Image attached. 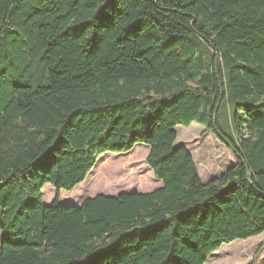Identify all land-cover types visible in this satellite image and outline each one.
<instances>
[{
    "label": "trees",
    "instance_id": "1",
    "mask_svg": "<svg viewBox=\"0 0 264 264\" xmlns=\"http://www.w3.org/2000/svg\"><path fill=\"white\" fill-rule=\"evenodd\" d=\"M192 123L235 161L216 182ZM137 144L158 189L58 204ZM0 232V264H204L262 234L264 0H0Z\"/></svg>",
    "mask_w": 264,
    "mask_h": 264
},
{
    "label": "rangeland",
    "instance_id": "2",
    "mask_svg": "<svg viewBox=\"0 0 264 264\" xmlns=\"http://www.w3.org/2000/svg\"><path fill=\"white\" fill-rule=\"evenodd\" d=\"M174 130L176 144L188 150L203 183L216 182L235 163L229 151L202 126L192 123ZM147 154L148 148L137 144L128 153L102 155L84 182L70 192L60 191L58 204L78 206L83 200L97 195L145 194L158 189L161 183L152 177L145 163ZM54 194L50 185L42 188L44 205L51 202ZM204 264H264V232L244 241L222 245Z\"/></svg>",
    "mask_w": 264,
    "mask_h": 264
},
{
    "label": "crops",
    "instance_id": "3",
    "mask_svg": "<svg viewBox=\"0 0 264 264\" xmlns=\"http://www.w3.org/2000/svg\"><path fill=\"white\" fill-rule=\"evenodd\" d=\"M52 200H53V199H52ZM52 200H51V201H52ZM50 203H51V202H49V203H45V205H49Z\"/></svg>",
    "mask_w": 264,
    "mask_h": 264
}]
</instances>
